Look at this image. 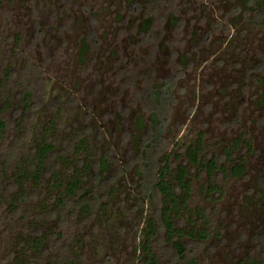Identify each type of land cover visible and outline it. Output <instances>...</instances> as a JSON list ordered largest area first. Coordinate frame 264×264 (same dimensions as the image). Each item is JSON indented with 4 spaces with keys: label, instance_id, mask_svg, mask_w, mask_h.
I'll return each mask as SVG.
<instances>
[{
    "label": "rangeland",
    "instance_id": "1",
    "mask_svg": "<svg viewBox=\"0 0 264 264\" xmlns=\"http://www.w3.org/2000/svg\"><path fill=\"white\" fill-rule=\"evenodd\" d=\"M263 57L264 1L0 0V264H144L145 191L167 165L169 184L187 174L169 215L198 263L264 264ZM44 138L35 186L21 178ZM191 149L215 157L213 178ZM74 178L99 196L93 212L70 214ZM198 229L205 240L186 236ZM152 241L171 264L165 232Z\"/></svg>",
    "mask_w": 264,
    "mask_h": 264
},
{
    "label": "trees",
    "instance_id": "2",
    "mask_svg": "<svg viewBox=\"0 0 264 264\" xmlns=\"http://www.w3.org/2000/svg\"><path fill=\"white\" fill-rule=\"evenodd\" d=\"M262 1L264 0H247V4L255 5L256 3H260ZM262 66H264V57L260 65L257 64L256 69L260 70ZM6 129V122L3 119H0V141L4 136ZM52 150L53 143L49 140V138L42 139V141H40L35 147L33 151V156L30 158L31 171H25V173L22 174L21 179H27L31 177L32 181L30 182L34 183L35 186L40 183L44 173L43 171L45 170V166L47 162L50 161V159L52 158ZM189 157L192 162L198 164L201 168L206 169L210 175V178H213V171H215L216 169L218 170L220 168L216 164L217 162L215 157L212 158L209 162H206L204 159L200 160L198 157V151H196L195 149H191V151L189 152ZM166 170H169V165L164 167V170L160 172L155 182L147 186L150 190L145 191V195L149 191L148 199L150 201H153V203L157 206V212L154 217H145L146 227L143 232L145 238L143 250L147 254V258L144 264H160L157 255L151 251V248L153 245L152 238L155 237L161 231L165 232V235H167V240L172 244L171 264H199L197 259L195 258L194 249L191 248V246H189L186 242L181 240L183 233L176 226L173 219L169 215L172 209L178 211L183 205L187 204V194L189 193L190 189L189 184L186 181V171L185 169L180 168L176 183L169 184L166 180ZM233 172L234 174L238 175L242 174L241 168L238 167L234 169ZM15 180L13 183H10L8 187H15L16 183L19 182V180H16L17 182ZM73 181L74 182L68 186L66 191L71 196L77 194L78 198L74 200L71 204L70 214H74L78 209H81L82 211L89 210L93 212L100 200L96 191L94 189L79 188V186L77 185V178H74ZM213 189H215V187ZM36 190L35 188L32 189V194H30V196L36 195ZM27 194L28 190H24V192L17 194V198L13 200L15 203H12L11 205V207H13L12 209L14 212H18L21 209V206L25 203V201L29 199L27 198ZM65 196L66 195H60L59 197H56L57 205L55 209L51 211V213H53L52 216L59 214V212H57L59 211L58 207L66 206L69 203L66 202L69 200H67L68 198H65ZM0 202L4 205H10L11 202L9 201L7 190L6 193L0 194ZM159 202L160 204H165L166 208H164V206L163 208H161ZM198 214L203 216L200 210L198 211ZM186 236L193 240L197 239L200 242L207 238V232L198 229L196 230V234H194L193 232H188ZM178 237L179 239L174 242V239ZM244 264H257V262L255 260H251L250 257H247Z\"/></svg>",
    "mask_w": 264,
    "mask_h": 264
}]
</instances>
